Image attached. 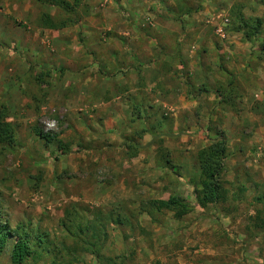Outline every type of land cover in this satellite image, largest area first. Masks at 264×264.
<instances>
[{"label":"rangeland","instance_id":"rangeland-1","mask_svg":"<svg viewBox=\"0 0 264 264\" xmlns=\"http://www.w3.org/2000/svg\"><path fill=\"white\" fill-rule=\"evenodd\" d=\"M239 7L248 20L264 19V0H82L79 23L54 31L40 29L38 20H64L56 9L0 0V111L7 107L17 130L16 146L0 148L3 223L49 232L58 259L66 258L61 264H264V204L255 201L264 197V28L244 36L235 20ZM125 43L176 59L173 100L153 75L146 87L140 75L131 84L115 66L99 73L93 54L67 68L59 63L67 50L81 56L88 46ZM94 75L119 92L139 87L124 99L132 114L121 146L110 144V131L94 128L105 122L99 108L110 99H86L76 89ZM219 133L228 144L226 202L197 207L182 220L150 210L147 203L171 196L196 204L198 153ZM42 135L63 141L70 153L61 155ZM129 145H142L139 156H128ZM74 204L92 219L100 209L123 220L107 222L98 262L79 254L74 263L61 248L60 222ZM10 251L0 264H11ZM54 257L27 264H54Z\"/></svg>","mask_w":264,"mask_h":264},{"label":"trees","instance_id":"trees-1","mask_svg":"<svg viewBox=\"0 0 264 264\" xmlns=\"http://www.w3.org/2000/svg\"><path fill=\"white\" fill-rule=\"evenodd\" d=\"M33 1L41 6L56 9L66 17L62 21H57L48 14H42L38 20L39 28L42 30L58 31L79 23L78 10L82 6V0ZM240 8L234 14L236 15L235 20L241 24L243 30H246L244 36L249 39L258 35L264 28V19L248 20L241 13ZM133 108H136V106H133ZM147 132L149 131L143 129L142 134ZM42 139L45 140L48 146L57 145L58 152L61 155L70 153V147L63 141L43 135ZM16 143V127L9 122L7 107L3 106L0 111V148L2 150L13 149ZM128 148L133 151L132 154L128 155L131 159L136 158L139 155V150L142 149L138 145H129ZM227 153L228 144L222 133H219L215 140L198 153L200 189H194L196 204L188 203L178 196H171L165 201H150L149 204L147 203L148 207L151 208L150 210H155L158 213H173L176 220H182L197 210V207L207 210L209 207L217 208L220 204L226 202L229 191L222 177L227 172ZM168 164L169 162L166 161V166ZM255 201L264 204V197L260 195ZM80 208L78 204L69 207L65 212V217L60 222L64 233L61 248H63L62 250H69L66 257L74 256V263L78 261L76 258L79 254H90L98 262L102 258V251L108 242L107 222L108 224L110 222L118 225L123 220L114 219L113 214H105L100 209L94 213L92 219L88 214L89 211ZM143 212L148 216H152L148 209H144ZM258 216H261V213H257ZM9 248H11V264H27L30 261L36 263L43 256L50 255L55 256L52 261L54 264H61L62 261L66 260V258L58 259V253L55 251V240L52 239L49 232L26 226L12 230L8 223H3L0 211V256L5 254Z\"/></svg>","mask_w":264,"mask_h":264},{"label":"crops","instance_id":"crops-1","mask_svg":"<svg viewBox=\"0 0 264 264\" xmlns=\"http://www.w3.org/2000/svg\"><path fill=\"white\" fill-rule=\"evenodd\" d=\"M123 34L124 36H129L128 32H125ZM99 35H101V33ZM66 36L68 35L65 33L64 37ZM154 47H156V45ZM163 49H165V47H163ZM145 51L146 50L143 48V46L139 44L137 45L135 43H125L122 46H115L113 44H99L86 47V52H84V54H82L81 56L76 55V52L78 53L77 49L67 50V53L69 55L62 56L59 63L62 64L64 68H67L71 63L73 65L76 64L77 62L75 61L79 62L84 60L86 55L88 56V53L93 54V58L97 63L96 66H98V64L100 65L99 73H101V70L103 71L105 65L115 66L118 67L117 69L120 71H122V69H125V72L130 77L129 82L131 84H134V80L135 82H137L139 80L137 77L140 75V80L145 84L146 87L150 86V78L153 75L154 80H157L154 84L156 85L157 83L162 89L164 88L163 84H166L165 92L169 95L167 100H173L176 92H174L175 90L171 87V81L176 83L175 87L179 85V82L173 75V71H171L170 69L173 68L175 70L176 59L171 58L169 56V53L167 52L163 51L162 53L160 48L156 49L157 53L155 54H151L148 50L145 53ZM89 64H91V62H89ZM124 64H126L125 67L122 66ZM96 76L95 79L91 80H85V78L83 80H78V84L76 85L79 86L76 89H78L79 93H84L86 99L88 97H91V99L94 97L96 98V95H98L99 97L106 96L110 99L109 102H106L108 104H105L104 102L106 106L102 107V109L99 108V115H103L105 117V122L103 124L94 126V128L101 127L103 128V130L105 129V131H110L114 135H111L109 138L110 140H112L110 144L121 146L123 138H128L127 136H129L128 134H130L126 119H128V116H131L132 114L131 110V114L130 111H128L130 106L124 107L125 105H128L127 103H125L124 99H127L128 94L130 96H135L134 93L139 90V87L138 85H131L129 86V88L125 87L124 89H122V91L119 92V86L116 85L115 88V85H113V87L111 88V86L109 85V80L101 76V78H98V75ZM169 81L170 85H168ZM71 83L72 80L69 82V85H72ZM91 90H93V92H91ZM179 98L182 99L181 97ZM100 103H102L101 100ZM134 103L135 101L132 98L130 100L131 108L135 106ZM124 131L126 132L123 134ZM121 135L123 138L121 137ZM140 146L142 147V145Z\"/></svg>","mask_w":264,"mask_h":264}]
</instances>
